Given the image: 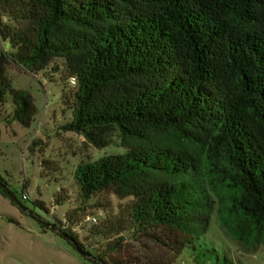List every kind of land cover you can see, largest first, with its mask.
<instances>
[{"label":"trees","instance_id":"1","mask_svg":"<svg viewBox=\"0 0 264 264\" xmlns=\"http://www.w3.org/2000/svg\"><path fill=\"white\" fill-rule=\"evenodd\" d=\"M0 34L14 48L0 47V104L12 99L14 121L29 127L36 107L30 93L11 87L8 61L40 70L62 57L75 86L63 129L100 142L113 126L130 137L176 128L207 146L205 163L233 190L228 210L264 227V0H0ZM196 169L187 152L137 148L79 163L75 177L83 194L146 173L164 177L137 192L129 222L139 231H173L152 237L176 258L195 250L207 226L210 203ZM173 175L182 179L169 180ZM0 193L14 203L1 174ZM124 229L116 220L93 233ZM58 233L83 252L74 234ZM120 245L83 255L94 264H124L112 258ZM222 264L233 263L224 256Z\"/></svg>","mask_w":264,"mask_h":264},{"label":"rangeland","instance_id":"2","mask_svg":"<svg viewBox=\"0 0 264 264\" xmlns=\"http://www.w3.org/2000/svg\"><path fill=\"white\" fill-rule=\"evenodd\" d=\"M1 21L17 24L8 16ZM0 47L14 51L1 34ZM5 74L12 88L30 93L36 113L30 126L23 127L12 119V99L7 96L0 104V174L15 197L11 203L0 193V264H94L60 230L74 234L87 254H101L118 240L121 248L112 258L124 264H222L224 256L233 264H264V227L254 228L228 210L233 190L205 163L206 145L183 137L176 128L147 129L143 136L130 137L113 126L100 142L63 129L72 119L75 86L62 57L40 70L11 58ZM155 147L184 151L194 159L193 177L210 203L207 226L195 250L187 247L176 258L172 249L152 237L173 236V231L163 226L139 231L129 222L137 192L164 177L146 173L126 185L90 194L81 192L75 177L79 163ZM116 220L125 227L118 235L93 233L107 230Z\"/></svg>","mask_w":264,"mask_h":264},{"label":"built area","instance_id":"3","mask_svg":"<svg viewBox=\"0 0 264 264\" xmlns=\"http://www.w3.org/2000/svg\"><path fill=\"white\" fill-rule=\"evenodd\" d=\"M72 82L74 83V80L72 79Z\"/></svg>","mask_w":264,"mask_h":264},{"label":"water","instance_id":"4","mask_svg":"<svg viewBox=\"0 0 264 264\" xmlns=\"http://www.w3.org/2000/svg\"><path fill=\"white\" fill-rule=\"evenodd\" d=\"M82 254H84L83 252H81Z\"/></svg>","mask_w":264,"mask_h":264}]
</instances>
